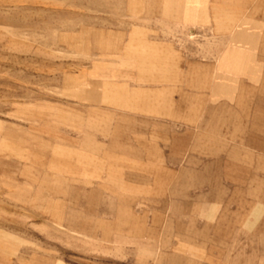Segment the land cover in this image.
Instances as JSON below:
<instances>
[{
  "label": "rangeland",
  "instance_id": "1",
  "mask_svg": "<svg viewBox=\"0 0 264 264\" xmlns=\"http://www.w3.org/2000/svg\"><path fill=\"white\" fill-rule=\"evenodd\" d=\"M0 264H264V0H0Z\"/></svg>",
  "mask_w": 264,
  "mask_h": 264
},
{
  "label": "crops",
  "instance_id": "2",
  "mask_svg": "<svg viewBox=\"0 0 264 264\" xmlns=\"http://www.w3.org/2000/svg\"><path fill=\"white\" fill-rule=\"evenodd\" d=\"M235 59H236V58H234V55H233V56L230 58V63H229V64L232 65V64L234 63Z\"/></svg>",
  "mask_w": 264,
  "mask_h": 264
}]
</instances>
